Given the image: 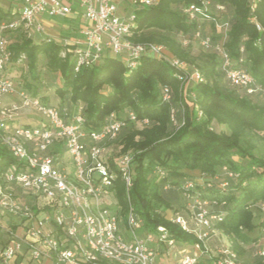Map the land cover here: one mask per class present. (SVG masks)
I'll list each match as a JSON object with an SVG mask.
<instances>
[{"label": "built area", "instance_id": "built-area-1", "mask_svg": "<svg viewBox=\"0 0 264 264\" xmlns=\"http://www.w3.org/2000/svg\"><path fill=\"white\" fill-rule=\"evenodd\" d=\"M8 1L7 11L14 15V20L0 18V139L16 163L0 177V212L15 217L21 231L16 226L7 231L8 239L0 246V264H198L199 256L209 251L207 242L216 235L215 223L223 216L211 213L215 200L203 198L196 187L212 188L214 183L204 176L201 181H186L182 187L186 214L176 212L167 218L199 240L194 247L200 255H184L179 260L159 263L153 245L162 242L173 246L176 242L164 226L154 232L145 230L144 220L131 198L136 153L118 152L114 148L121 131L137 121L136 114L128 111L120 116L113 112L100 129H90L81 109L71 116L67 109L44 104L40 97L31 95L8 77L6 68L12 53L4 33L20 27L43 33L41 16L67 17L73 13L69 0ZM75 1L83 9L86 22L80 31L82 39L73 51L75 71L99 63L106 51H112L124 54L130 69L137 68L145 55L169 61L179 70L176 76L186 101L191 96L189 85L205 82L198 68L190 71L186 63L166 55L164 46L130 39L137 18L134 10L123 13L122 4L130 1L137 6H151L156 0ZM255 1L252 0L253 6ZM211 3L212 0H196L184 6L182 13L190 22H198ZM215 8L225 11L220 4ZM213 22L219 30L228 32V23L219 25L217 19ZM202 44L220 57V68L230 86L243 89L248 95L264 97V84L239 66L242 59L239 62L232 59L225 43L204 37ZM9 95H17L20 104L4 109L3 98ZM161 98L164 102L172 101L169 86L162 87ZM20 108L37 109L42 121L36 125L17 123L15 117ZM199 116L202 117L201 111ZM170 120L174 129L184 125L182 104L171 109ZM142 124L149 125V120L144 119ZM65 152L71 158L70 163L63 161ZM222 170L228 177L237 176L226 166ZM154 174L161 178L166 173L157 166ZM119 179L125 188V212L116 196ZM169 189L166 184L164 190ZM261 209L264 212V203ZM259 256L264 258V247ZM236 258L235 251L224 249L217 264H235Z\"/></svg>", "mask_w": 264, "mask_h": 264}, {"label": "trees", "instance_id": "trees-1", "mask_svg": "<svg viewBox=\"0 0 264 264\" xmlns=\"http://www.w3.org/2000/svg\"><path fill=\"white\" fill-rule=\"evenodd\" d=\"M156 1L154 5H143L135 10L137 26L130 39L136 43L164 44L172 56L195 64L190 53L168 34L176 32L192 37L198 30V22H190L182 13L184 6L196 0ZM213 2L232 12L230 18L223 12L218 16L222 25L225 22L229 24V39L225 46L232 59L236 62L242 59L240 64H244V69L264 84V0H256L255 7L252 0ZM204 16L207 17L208 13L204 12ZM0 18L12 21L14 15L0 9ZM214 32L216 34H212V40L217 42L223 30L214 24ZM20 42L19 52L30 58L31 68H34L37 54L41 51L62 49L50 41L34 44L32 39L24 41L23 38ZM13 49L14 45L10 43L11 62L14 59ZM49 57L50 69L59 72L63 78L62 87L57 89L59 97L62 101L68 97L66 103L75 105L74 112L66 106L60 109H67L71 116L81 109L87 128L100 129L113 112L120 116L128 111L136 114L137 121L121 131L114 141V148L118 152L131 150L136 153L131 198L136 212L144 220L145 230L154 232L159 226H164L175 242L192 246L200 243L194 235L172 223L161 212L170 207L169 198L162 193L164 186L170 185L166 192L171 195L179 192L182 196L184 183L193 181L194 176L198 175L214 183L212 188L196 187L203 198L232 204L221 221L215 223L216 228L230 238L235 250L238 241L253 240L244 231L252 232L257 228L251 206L264 203V107L253 103L251 95L243 89L232 87L233 92H228L221 86L219 78L226 79L217 54L197 57L200 63L195 67L202 73L205 82L191 84V90L197 93L193 105L180 92L176 76L179 70L163 58L145 55L137 68L130 69L121 60L105 53L99 63L77 72L74 56L73 59H62L56 53L49 52ZM19 85L28 87V90L31 88L22 82ZM164 86H169L173 91L171 102H164L161 98ZM31 95L51 105L42 99L44 97L38 90ZM181 104L184 106L185 123L177 130L172 127L170 115L171 109L179 108ZM200 111L202 117L199 116ZM144 119L149 120V125L142 124ZM214 123L227 126L230 133L215 131L212 127ZM233 154L248 159L245 168L233 161ZM15 163L16 160L0 139V177ZM157 166L165 171L164 177L154 174ZM224 166L237 176L228 177L222 170ZM216 179L222 182H216ZM235 180L236 183L231 185V181ZM215 182L227 183L228 187L221 190L215 186ZM116 188L117 199L125 212L127 201L120 179L116 182ZM184 202L186 205L185 199ZM260 259L263 262L258 264H264V258Z\"/></svg>", "mask_w": 264, "mask_h": 264}, {"label": "rangeland", "instance_id": "rangeland-1", "mask_svg": "<svg viewBox=\"0 0 264 264\" xmlns=\"http://www.w3.org/2000/svg\"><path fill=\"white\" fill-rule=\"evenodd\" d=\"M8 1V0H5ZM212 5L208 6L207 12L208 16H203L200 15L198 18V32L200 33V36H197V32H195L192 37H189L188 35H183V34H178L176 32L169 33L168 35L176 40L178 43L182 45V47L185 48L186 51L190 53V55L195 59V64L193 62H189L186 60H182L184 63L187 64L189 70L191 71L193 68H195V65L200 63L197 60V57L206 56V55H211V54H216V52L210 48L206 49L203 44H202V38L204 37H212V34H216L215 32L212 33V22L213 19H217L219 22V25H221V20L218 18V16L223 12V14L227 17H231V11L225 10V11H218L215 6L216 4L212 0ZM256 4V3H255ZM254 4V7H255ZM1 7V6H0ZM142 6H137L132 4L130 1L125 2L122 4L121 8L123 9V13H128L130 10H137L141 8ZM174 9H176V6H173ZM3 11H5V8H0ZM225 12V13H224ZM228 23V22H225ZM30 33V34H29ZM226 33V34H224ZM4 35L7 37L9 44L14 45L13 49V61L7 66L6 68V75L10 78H12L15 82H22L23 84L30 85L31 88L28 90V87H25L29 93H33L34 91H39L40 95H43L45 92L50 93L53 97L55 96V101H50L49 104L55 106V107H61V106H66L69 108L71 112H74L75 105L73 103H66L68 101V97L65 98L64 101L59 99L56 96H59L57 89L62 87L63 85V78L59 72H54L50 69L49 63H50V57H49V52L51 54L56 53L59 57L62 59H73V52L72 50L69 51L68 47H63L60 51H54L52 49L47 51H41L40 53L37 54V60L35 62L34 68L30 67L31 60L30 58L24 54L19 52V46L21 44V39L24 38V41L29 39L30 37L33 38V43L35 44H40V34L36 33L35 30H25V29H19L13 33L11 32H6ZM30 38V39H31ZM229 39L228 32H223V34H220L219 37V43L224 44L227 43ZM18 45V46H17ZM162 45L166 48V55L171 56L172 55L168 52V48L164 44H159ZM53 52V53H52ZM106 55H109L112 58L121 60L125 65H127V57L123 54H115L112 51H106ZM219 57V56H218ZM220 59V57H219ZM190 64H189V63ZM241 68H245L244 64L239 65ZM36 77V78H35ZM219 82L221 86L228 92H233L232 86L229 85V83L222 79L219 78ZM189 93L191 94V98L188 97V100L190 101L191 105H193V100L197 97V93L193 90H191V85H189ZM106 91V90H104ZM242 92V91H238ZM49 96H47L48 98ZM44 99V98H42ZM250 100L258 104L260 106L264 107V97L261 94H253L250 96ZM176 102V101H175ZM11 105L8 108L2 107L4 109H10V107L13 104L19 105L20 103H10ZM24 117L25 122H20V124L24 125H36L40 123L43 119L42 115L37 111L35 108H20L17 113L16 117ZM213 129L217 132H226L230 133L229 129L225 125H218L214 123L212 125ZM233 161L240 166L241 168H245L248 159L247 158H242L239 154H233L232 155ZM70 156L67 152L64 153L63 161L64 163H70ZM194 179L197 181H201L200 177L198 175L194 176ZM193 179V180H194ZM220 180L216 179V182ZM216 187H218L221 190H226L227 185H223L224 183H216ZM222 182V181H220ZM231 185L236 183L235 181H231ZM200 183V182H199ZM219 184V185H218ZM200 188V187H198ZM163 194L167 195L169 198V204L170 207L166 208L165 210H162V214L165 215V217L170 218L172 217L176 212H181L183 214H186L185 209V202H184V196L178 192L174 193L171 195L170 193L166 191H162ZM216 204L211 205L210 210L212 214L215 215H226L227 212L232 208V204H224V203H219L216 201ZM261 204L262 203H257L251 206V209L254 210V219L253 222L257 224V228L254 229L252 232H246L247 235H249L253 240L250 242H241L238 241L237 245L238 247L237 250L234 249L235 244L230 240L229 237H227L224 233H222L221 230L216 228V235L213 236L208 242V248L209 251L207 253H204L203 255H200V251L198 248L193 247L192 245H183V244H178L175 243L173 246H168L166 243L162 242H157L153 246L155 250L157 251L158 258L161 260L163 263H168L172 262L175 260H179L182 256L184 255H200L199 256V263L198 264H217V261L220 259L221 251L224 249H231L235 250L237 254V258L235 261V264H258L259 262H263L261 257L259 256V251L264 247V212L261 209ZM0 246L4 245L8 239V233L7 231L10 228H13L16 226L17 219L15 217H12L7 214H3L0 212ZM16 229L20 232L21 229L16 226ZM45 264H54L52 262H45Z\"/></svg>", "mask_w": 264, "mask_h": 264}, {"label": "crops", "instance_id": "crops-1", "mask_svg": "<svg viewBox=\"0 0 264 264\" xmlns=\"http://www.w3.org/2000/svg\"><path fill=\"white\" fill-rule=\"evenodd\" d=\"M67 3L73 8V13L67 17H49L48 15H43L40 17V22L43 24L45 30L43 33H39L40 41H50L54 42L61 47H68V50L72 52L76 48V45L81 41L82 37L80 34L81 28L86 24L85 19L83 17V9L79 6V4L75 0H69ZM0 5L5 8V11L9 8V1L1 0ZM38 33V32H36ZM30 34V33H29ZM31 38V37H30ZM33 40V38H31ZM35 44V43H34ZM22 89H25L22 87ZM44 100L47 103L50 101H55V96L53 97L50 93L45 92L43 95ZM47 96H49L47 98ZM59 101L60 97L56 96ZM10 103H19V98L17 95H9L3 98V107L8 108ZM16 122H25L24 117H15ZM2 215V214H0ZM178 243V242H176ZM183 244V243H178ZM184 245V244H183ZM187 245V244H185ZM194 247V246H193ZM157 261L159 260L157 256Z\"/></svg>", "mask_w": 264, "mask_h": 264}]
</instances>
